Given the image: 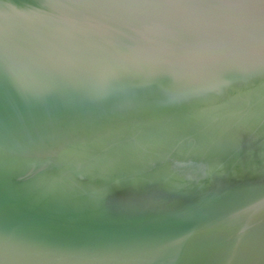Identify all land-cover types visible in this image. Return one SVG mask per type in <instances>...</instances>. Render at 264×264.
<instances>
[{
    "label": "water",
    "instance_id": "obj_1",
    "mask_svg": "<svg viewBox=\"0 0 264 264\" xmlns=\"http://www.w3.org/2000/svg\"><path fill=\"white\" fill-rule=\"evenodd\" d=\"M0 264H264V0H0Z\"/></svg>",
    "mask_w": 264,
    "mask_h": 264
}]
</instances>
